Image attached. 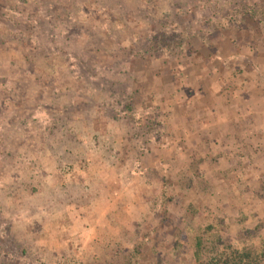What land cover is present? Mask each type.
Instances as JSON below:
<instances>
[{"label": "rangeland", "instance_id": "obj_1", "mask_svg": "<svg viewBox=\"0 0 264 264\" xmlns=\"http://www.w3.org/2000/svg\"><path fill=\"white\" fill-rule=\"evenodd\" d=\"M264 251V0H0V264Z\"/></svg>", "mask_w": 264, "mask_h": 264}, {"label": "trees", "instance_id": "obj_2", "mask_svg": "<svg viewBox=\"0 0 264 264\" xmlns=\"http://www.w3.org/2000/svg\"><path fill=\"white\" fill-rule=\"evenodd\" d=\"M194 257V264H264V251L258 252L251 248L236 249L229 245L203 257L200 238L195 243Z\"/></svg>", "mask_w": 264, "mask_h": 264}]
</instances>
